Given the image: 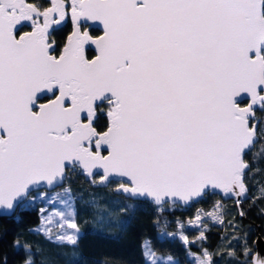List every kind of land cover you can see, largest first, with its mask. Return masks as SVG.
Masks as SVG:
<instances>
[{"label": "snow or ice", "instance_id": "snow-or-ice-1", "mask_svg": "<svg viewBox=\"0 0 264 264\" xmlns=\"http://www.w3.org/2000/svg\"><path fill=\"white\" fill-rule=\"evenodd\" d=\"M68 19L73 30L54 55L50 29ZM88 21L99 22L102 35L82 30ZM86 45L95 46L91 58ZM38 94L51 98L38 102ZM242 94L250 98L243 107ZM257 110L264 111V0H0V210L58 201L63 210L42 215V226L28 230L72 247L73 256L84 233L72 189L50 197L41 188L57 187L77 170L98 176L93 186L124 201L101 208L93 200L96 220L121 232L144 201L157 213L219 193L239 205L249 191L246 178L261 171L264 145L253 151L264 140ZM101 116L106 125L98 130ZM259 192L264 199V185ZM225 215L217 201L186 222L199 231L194 240L179 218L180 230L162 234L179 236L186 258H194L189 264H249L252 253L245 245L240 261L227 233L218 250L204 247L210 227L202 216L238 227ZM14 247L34 264L29 243L17 238ZM142 250L148 264H179L157 255L151 241Z\"/></svg>", "mask_w": 264, "mask_h": 264}, {"label": "trees", "instance_id": "trees-1", "mask_svg": "<svg viewBox=\"0 0 264 264\" xmlns=\"http://www.w3.org/2000/svg\"><path fill=\"white\" fill-rule=\"evenodd\" d=\"M70 31L71 26L66 25L54 33L58 49L64 46ZM99 33V30H93V34L98 35ZM87 53L88 57L94 56L91 49ZM257 114L264 118V111L257 110ZM105 125L106 117L101 116L97 125L98 130H103ZM262 145H264V140L258 141L253 151L259 152ZM258 163L261 171L245 180L251 196L241 204L237 205L233 198L223 200L221 195L217 194L209 195L189 209L167 207L157 213V206L149 201H144L137 205L129 226L124 232H121L114 223L105 222L100 225L96 220L98 212L92 204V201L95 200L101 208L105 205L110 207L113 201H124V197L117 195L111 188L93 186L82 173L75 172L76 174L70 177L69 186L76 198L75 207L79 213L77 222L84 233L75 249L79 255L73 256V248L70 246L58 247L49 243L43 233H34L28 230L36 228L41 223L42 215L37 203L18 207L11 215L0 214V264H3L4 257L7 258L6 264H25L29 254L22 247H14V241L17 238L22 243L27 242L32 246L31 256L34 264H148L142 254V244L145 241H151V246L157 253L171 255L179 260V264H189L190 259L186 258L183 242L176 237L163 235L162 232L176 231L178 229L177 218L185 223L193 216L197 206L208 209L219 200L227 204L229 212L226 221L231 220L233 224L238 225L236 228L228 227L227 234L232 240V250L234 249L238 259L242 261L245 245L247 250L252 251L256 238L259 235L264 237V199L259 198V186L264 184V153H261ZM253 167L255 168L256 165ZM61 189L62 186L57 188V190ZM254 197L256 199H253ZM126 203L136 204L137 202L127 200ZM240 210L245 212L243 217L239 215ZM125 219L127 218L125 217ZM157 219L159 224L154 222ZM225 233L222 226L211 227L206 232L208 240L204 247L215 251L218 246H221V236ZM233 237H238V240H233ZM188 247L191 251H200L195 244H190ZM252 257L253 253L248 260L249 263H251ZM233 262L237 264L235 260H230L226 264H233Z\"/></svg>", "mask_w": 264, "mask_h": 264}, {"label": "rangeland", "instance_id": "rangeland-1", "mask_svg": "<svg viewBox=\"0 0 264 264\" xmlns=\"http://www.w3.org/2000/svg\"><path fill=\"white\" fill-rule=\"evenodd\" d=\"M38 102H42L41 100H39ZM256 115L258 116V117H260L261 118V116L260 115H258L257 114V112H256ZM80 172L81 173V170H77V171H74V172H71V173H69V178L65 181V183L63 184V186H62V189L61 190H53V191H50L48 194H49V196L50 197H52L53 196V194L54 193H57V192H61L65 187H70L69 185H70V177H73L76 173L75 172ZM91 179H96V180H98L99 179V177L98 176H95V177H93V178H91ZM91 179H90V182H91ZM264 185V184H263ZM262 186V184L259 186V189H260V187ZM248 188V187H247ZM249 189V188H248ZM257 190H258V188H257ZM40 191H47V190H40ZM33 195H36V196H39V193L37 192V193H33ZM211 195V194H210ZM247 196L248 197H250L251 195H249V191L247 192ZM208 197V196H207ZM206 197V198H207ZM247 197V198H248ZM206 198H204V199H206ZM221 198L223 199V200H228L229 198L228 197H225L223 194H221ZM203 200V199H202ZM235 201H236V199H234ZM201 201V200H200ZM219 202L221 203V204H223L224 205V208H225V210H226V215L224 216V219H225V221H226V218H227V215H228V210H227V204L224 202H221L220 200H219ZM38 203V205H39V207H40V209L41 208H44L46 211L42 214L41 213V215H48L49 213H52V212H54V211H56V210H63V205L62 204H60L58 201H55V200H53V203L51 204V205H49V204H46V203H44V202H42V201H40V200H37L34 204H37ZM195 203L194 202H192L189 206H187V207H181V208H185V209H189V208H191L193 205H194ZM199 204V203H198ZM76 208V207H75ZM201 210V212H208V211H212V207L211 208H208V209H203V208H200L199 206H197L195 209H194V214H193V216L192 217H190V219H194V217H195V215H196V213H197V210ZM54 219H58V217H54ZM202 219L205 221V222H208L209 223V227L211 228V227H213V226H220V225H217L214 221H211L210 220V218L209 217H203L202 216ZM227 222V221H226ZM186 226H185V228L182 230L183 231V234L184 235H187L188 237H189V240H194L198 235H199V231L197 230V229H195V228H193L191 225H187L186 224V222L184 223ZM42 226V218H41V223L36 227V228H38V227H41ZM223 227V229H225V231H226V233H227V231H228V227H225V226H222ZM231 228V227H230ZM178 230H180L179 229V226H178V229L176 230V231H174V232H177ZM207 232V231H206ZM206 232H205V235H206ZM42 233V232H41ZM230 236V235H229ZM177 239H179V240H181L180 238H179V236H175ZM229 240H230V238H229ZM182 241V240H181ZM228 241H222L221 242V245L222 244H226ZM216 250H218V248L216 249ZM215 250V251H216ZM219 250L220 251H224L225 250V248H223V247H220L219 248ZM234 250V249H233ZM249 250V249H248ZM228 251V250H227ZM250 251V250H249ZM254 251H255V248L254 249H252V251H250L251 253H254ZM192 252H194V251H192ZM226 252V251H225ZM244 252V251H243ZM157 253V252H156ZM195 253H199V252H195ZM157 255H160V256H164V257H167V256H169V255H164V254H159V253H157ZM189 259H190V261H192L194 258L193 257H189ZM242 259L244 260V257H242ZM248 260L250 259V256L247 258ZM227 262H230V260H225V261H220L219 259L217 260V264H226ZM235 262H233V264H234Z\"/></svg>", "mask_w": 264, "mask_h": 264}, {"label": "water", "instance_id": "water-1", "mask_svg": "<svg viewBox=\"0 0 264 264\" xmlns=\"http://www.w3.org/2000/svg\"><path fill=\"white\" fill-rule=\"evenodd\" d=\"M85 25H89L90 27L97 28L98 30L101 31V34H100V35H102V25H99V22L88 21ZM98 25H99V26H98ZM87 31H88V30H87ZM88 32H89V31H88ZM89 34H90L91 36H93V37H96V36L92 35L90 32H89ZM98 36H99V35H98ZM66 42H67V40H66ZM88 49H92V50L95 52V46H94V45H86V46H85L86 55H87V51H88ZM95 54H96V52H95ZM87 56H88V55H87ZM38 96L40 97L39 100L44 99V98H47V97H50V98H51V94H47V95H40V94H38ZM242 96L244 97V99H243L242 101L240 100V98H237V99H238V102H240V103H241V106L243 107V106H245L247 103L250 102V98L247 96V94H242ZM43 102H46V101H43ZM81 173H82V171H81ZM83 175H84V174H83ZM84 176H85L86 179L90 180L89 177H87L86 175H84ZM92 178H93V177H92ZM64 183H65V182H64ZM64 183H63V184H64ZM63 184H60V185L57 186V187H52V188H50V189H44V188H41L40 190L53 191V190H56L57 188L63 186ZM246 187H247V186H246ZM217 192L219 193V190H217ZM219 194L221 195L222 193H219ZM246 197H248L247 194H246ZM233 199H236V198H233ZM246 199H247V198L243 199L242 201H244V200H246ZM149 202H150V201H149ZM191 203H192V202H189L187 205H184L183 207H187V206H189ZM181 204H183V202H181ZM17 209H18V208H16V210H17ZM16 210H15V211H16ZM15 211H14V212H15ZM14 212L4 213L3 210H0V214H1V215H11V214H13ZM254 248H255V251H254V253H253V257H252V259H251V263H249V264H253V261H254L256 258H258V257H264V237H262L261 235H259V236L256 238V240H255V242H254Z\"/></svg>", "mask_w": 264, "mask_h": 264}, {"label": "flooded vegetation", "instance_id": "flooded-vegetation-1", "mask_svg": "<svg viewBox=\"0 0 264 264\" xmlns=\"http://www.w3.org/2000/svg\"><path fill=\"white\" fill-rule=\"evenodd\" d=\"M30 2H32V0H30ZM46 6H50V5H46ZM42 22V21H41ZM66 25H70L71 26V31H70V33L68 34V36L71 34V32H72V30H73V28H72V24H71V21H70V19H68V22H67V24ZM66 25H64V26H66ZM64 26H62V27H64ZM62 27H60V28H58L57 30H59V29H61ZM97 28H93V27H90L89 25H85V24H83V26H82V30H88L92 35H94V36H98V35H100L101 34V31L99 30V34L98 35H95V34H93V30H96ZM31 30V28L30 27H27V28H22L21 30H20V32H21V34H22V32L23 31H30ZM56 30V31H57ZM98 30V29H97ZM56 31H52L51 29H50V36H49V42L51 43L52 41H55V44H54V49H55V51L53 52V54L54 55H59L60 54V52L62 51V49H63V47L61 48V49H58L59 47H58V43H57V41H56V39H55V37H54V33L56 32ZM67 36V37H68ZM66 40H67V38H66ZM65 43H66V41H65ZM89 50V49H88ZM92 50V49H91ZM93 51V50H92ZM88 52V51H87ZM94 52V51H93ZM87 55H88V53H87ZM94 55H95V52H94ZM89 58H91V57H89ZM48 98H50V97H47V98H44V99H41V101L43 102V101H46Z\"/></svg>", "mask_w": 264, "mask_h": 264}]
</instances>
